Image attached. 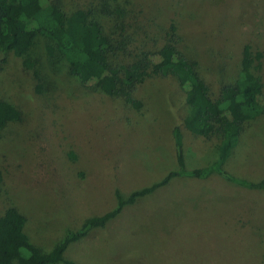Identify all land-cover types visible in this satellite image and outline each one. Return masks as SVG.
<instances>
[{"label":"rangeland","instance_id":"374dc122","mask_svg":"<svg viewBox=\"0 0 264 264\" xmlns=\"http://www.w3.org/2000/svg\"><path fill=\"white\" fill-rule=\"evenodd\" d=\"M62 3L65 10L76 11L99 6L100 0ZM120 3L129 11L124 35L130 51L139 52L146 43L160 46L175 23L186 37L181 45L199 54L216 88L236 77L246 60L245 44L264 53V0ZM44 45L38 39L23 64L31 68L27 59L37 57L43 67ZM0 64V97L25 115L23 122L10 123L3 131L0 167L8 194L0 196V215L12 207L25 213L28 234L44 252L54 248L67 227L77 228L84 218L113 209L117 188L128 195L177 167L169 130L179 120L171 110L173 90L166 79L141 88L139 96L148 109L143 116L129 114V127L109 96L90 93L68 75L65 62L52 64L53 72L64 76L46 95L40 84L36 89L21 59L8 54ZM185 135L188 169L217 158L213 144ZM247 137L250 142L225 169L259 181L264 177V115ZM65 256L75 264H264V189L216 176L176 179L126 206L105 228L92 229Z\"/></svg>","mask_w":264,"mask_h":264},{"label":"trees","instance_id":"16d2710c","mask_svg":"<svg viewBox=\"0 0 264 264\" xmlns=\"http://www.w3.org/2000/svg\"><path fill=\"white\" fill-rule=\"evenodd\" d=\"M128 14L120 0H100L99 6L76 11L65 10L62 0H0V57L12 54L21 59L35 79L36 89L41 85L42 94L46 95L64 76L59 71L53 72L52 64L65 62L68 75L90 93L108 95L114 108L124 112L130 127L132 119L128 115L143 116L148 109L146 99L139 96L141 88L149 81L166 79L173 90L171 110L179 120L169 130L176 146L177 167L167 171L160 180L134 189L128 195L117 188V203L113 209L84 218L77 228L67 227L50 252L41 250L31 239L25 213L12 207L1 214L0 264H75L65 256L71 244L86 237L94 228H105L126 206L179 178L216 176L245 188L264 189V177L252 181L236 177L225 169L234 153L250 142L247 136L251 128L264 115L263 51L245 44L246 60L236 77L228 83L222 81L216 88L205 75L207 67L202 66L199 54L181 45L186 43V37L175 23L170 25L160 46L149 48L146 43L139 46V52L130 51L124 35ZM38 39L45 40L44 66L30 55L34 60L27 59L31 67L28 68L23 64L24 58ZM0 67L3 69L1 64ZM24 120L25 115L18 106L0 97V148L5 128ZM186 133L193 134L202 145L213 144L217 158L204 167L188 169L184 148ZM5 187L0 167V196L8 194Z\"/></svg>","mask_w":264,"mask_h":264}]
</instances>
